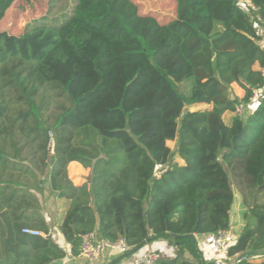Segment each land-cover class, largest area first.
Segmentation results:
<instances>
[{
  "label": "trees",
  "instance_id": "16d2710c",
  "mask_svg": "<svg viewBox=\"0 0 264 264\" xmlns=\"http://www.w3.org/2000/svg\"><path fill=\"white\" fill-rule=\"evenodd\" d=\"M17 1L0 0V22ZM250 1L174 0L163 21L134 0H73L62 23L0 32V264L67 257L41 214L47 184L69 202L72 257L90 233L124 239L121 259L179 249L157 264H219L196 237L231 230L236 189L244 227L226 257L264 264V0ZM72 162L90 182L73 184Z\"/></svg>",
  "mask_w": 264,
  "mask_h": 264
},
{
  "label": "crops",
  "instance_id": "0c3cea01",
  "mask_svg": "<svg viewBox=\"0 0 264 264\" xmlns=\"http://www.w3.org/2000/svg\"><path fill=\"white\" fill-rule=\"evenodd\" d=\"M235 85L238 86L237 84ZM244 95L245 94H242L243 97ZM240 98L243 99L241 96ZM252 106H253L252 108L253 110L256 105L253 103ZM67 171L69 178L76 186H81L86 182L91 181V178L89 177L90 170L85 169L79 163L76 162L70 163L67 167ZM83 177H85V180ZM37 197L41 203V214L44 217L50 229L51 237L61 248H63L67 252V257L65 259L53 262L51 264H111L116 260H119L118 264H134L137 258L152 252L160 254L162 259L173 258L179 253V249L172 247L168 241H157L148 244L141 251L135 253L134 255L125 257L123 259H121L122 256L111 252L104 254L103 257L96 262H90L80 257H72L70 252V246L65 242L64 238L58 231V226L61 220L63 219L66 210L69 207V202L65 199H59L57 197V194L50 189L49 184L45 185L44 193L37 194ZM243 227H244V220L237 225H234V221L232 222L231 231L233 236L228 243L233 244L235 242L239 232L242 230ZM235 233L237 234L236 236ZM211 238L212 235L211 236L204 235V236L196 237L198 246L204 253L205 259L214 260L219 264H235L236 260L227 259L226 251L224 249L219 251L213 248L211 244Z\"/></svg>",
  "mask_w": 264,
  "mask_h": 264
},
{
  "label": "rangeland",
  "instance_id": "374dc122",
  "mask_svg": "<svg viewBox=\"0 0 264 264\" xmlns=\"http://www.w3.org/2000/svg\"><path fill=\"white\" fill-rule=\"evenodd\" d=\"M134 2L139 5L142 14L153 13L159 20L167 21L175 17L176 14V3L174 0H134ZM72 6L73 0H19L12 5L0 22V32L21 35L26 28L36 23H62L70 15ZM232 91L236 97L240 98L241 96L244 98L242 96V94H245L244 90L242 93L241 88L235 84L232 85ZM252 107L251 104L245 106L243 116L247 115ZM203 108L205 107L195 106L191 110ZM232 116L231 114H227L225 120H230ZM167 145L174 150L176 144L175 142H168ZM83 178L85 180V177ZM235 195L236 202L233 210V221L234 225H237L243 221V213L246 211V208L243 206L242 197L236 189Z\"/></svg>",
  "mask_w": 264,
  "mask_h": 264
},
{
  "label": "built area",
  "instance_id": "2783aa9c",
  "mask_svg": "<svg viewBox=\"0 0 264 264\" xmlns=\"http://www.w3.org/2000/svg\"><path fill=\"white\" fill-rule=\"evenodd\" d=\"M248 7H251L255 10V6L251 3L250 0H242ZM261 74L264 76V68L260 69ZM261 92L255 91L252 100L257 101L260 99ZM245 104H240L236 108L235 115L243 116ZM23 234L35 236V237H44L47 236L37 230L24 229ZM232 231H221L217 235H212L211 244L216 250H223L225 244H227L232 239ZM82 241L80 245V258L86 259L90 262H96L100 260L106 253H114L120 256L126 255L130 247L127 245L124 239L120 238L114 242L104 239H99L98 236L94 233L85 234L82 236ZM161 259L160 254L152 252L146 255L140 256L136 259L134 264H157Z\"/></svg>",
  "mask_w": 264,
  "mask_h": 264
},
{
  "label": "water",
  "instance_id": "95a60500",
  "mask_svg": "<svg viewBox=\"0 0 264 264\" xmlns=\"http://www.w3.org/2000/svg\"><path fill=\"white\" fill-rule=\"evenodd\" d=\"M185 115H186V112H184L183 116H185Z\"/></svg>",
  "mask_w": 264,
  "mask_h": 264
}]
</instances>
